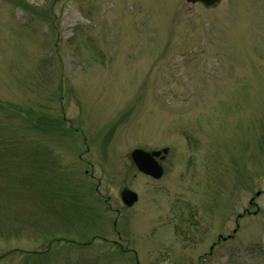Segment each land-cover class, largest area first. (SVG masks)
<instances>
[{
  "label": "rangeland",
  "instance_id": "374dc122",
  "mask_svg": "<svg viewBox=\"0 0 264 264\" xmlns=\"http://www.w3.org/2000/svg\"><path fill=\"white\" fill-rule=\"evenodd\" d=\"M0 100L32 121L20 177L79 196L63 223L20 205L0 264H264V0H0ZM137 148L169 150L160 180Z\"/></svg>",
  "mask_w": 264,
  "mask_h": 264
},
{
  "label": "trees",
  "instance_id": "16d2710c",
  "mask_svg": "<svg viewBox=\"0 0 264 264\" xmlns=\"http://www.w3.org/2000/svg\"><path fill=\"white\" fill-rule=\"evenodd\" d=\"M24 7L27 10L31 9L28 6ZM16 109L18 110L17 106ZM0 111L3 113V118L0 117V143H3L0 150V229L12 224V222L9 221H11L13 217L21 219V214L25 213L21 210L20 205L27 204L30 197L36 201V203L42 208L43 212L36 217L35 221L39 222L41 218L43 221H47L49 213L52 218L53 216L57 217L58 221L54 220L55 223L65 222L64 217L74 210V206L78 201L77 198H79V196L76 197L73 186L60 184L58 180L56 181L47 178L48 182L43 184L44 180H39L38 176L35 175L32 170L31 174L34 180H23L22 177H20L24 172L23 176L27 175L26 163H28L29 159L31 160L33 158L26 159V157H29L28 153L23 149L26 147L23 142L26 139V136L21 133L20 127L21 125L24 126L26 124H31L32 121L28 119V116H23V114H25L23 111L12 113L13 111L10 104L1 100ZM18 112H22V114L20 113V116L22 117L19 121H17L19 118L17 117L19 114ZM37 120L35 129L43 132V135H52L58 132L59 127H62L65 122L64 117L51 120L45 115L38 117ZM13 121L17 123H14ZM34 150L40 154V151H37L39 150L38 147ZM49 153L50 152H47L48 156L51 157V154ZM36 169H39V166L33 168L38 174ZM14 178L16 181H14ZM13 209H15L14 212ZM28 213L30 215L34 212H31L30 209ZM93 216H95V213L86 214L80 219L79 214H77L75 220L68 222H70L72 226L90 228L94 223H99L93 222ZM35 221L33 222L34 225L37 224ZM27 222L28 220L23 221V223ZM96 225L97 224H94V226ZM35 254L39 255L40 252ZM30 256L34 255L31 254Z\"/></svg>",
  "mask_w": 264,
  "mask_h": 264
},
{
  "label": "water",
  "instance_id": "95a60500",
  "mask_svg": "<svg viewBox=\"0 0 264 264\" xmlns=\"http://www.w3.org/2000/svg\"><path fill=\"white\" fill-rule=\"evenodd\" d=\"M189 4H196L204 7L205 9H215L219 7L226 0H186ZM169 150L167 148L163 150L147 151L141 148L134 149L131 154V160L135 164L139 172L144 175L150 176L153 179L160 180L164 173V167L161 162L168 155ZM260 192L257 193V196ZM123 203L127 207H132L138 201V194L132 190H125L121 193Z\"/></svg>",
  "mask_w": 264,
  "mask_h": 264
},
{
  "label": "flooded vegetation",
  "instance_id": "af4514ba",
  "mask_svg": "<svg viewBox=\"0 0 264 264\" xmlns=\"http://www.w3.org/2000/svg\"><path fill=\"white\" fill-rule=\"evenodd\" d=\"M255 205V204H254Z\"/></svg>",
  "mask_w": 264,
  "mask_h": 264
}]
</instances>
